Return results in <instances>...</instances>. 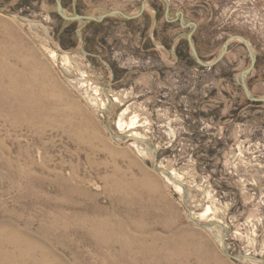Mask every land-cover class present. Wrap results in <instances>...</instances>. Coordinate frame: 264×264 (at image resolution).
<instances>
[{"label":"rangeland","instance_id":"obj_1","mask_svg":"<svg viewBox=\"0 0 264 264\" xmlns=\"http://www.w3.org/2000/svg\"><path fill=\"white\" fill-rule=\"evenodd\" d=\"M167 1V16L163 0H147L137 18L90 23L62 19L55 0H0V252L12 258L0 264H148L139 235L183 239L204 264H262L242 256L264 260V102L237 83L248 52L232 40L215 66L195 64L190 28L172 19L180 11L197 24L206 62L226 38L246 37L256 54L246 82L264 97V0ZM142 2L62 5L133 15ZM188 210L222 227L195 225Z\"/></svg>","mask_w":264,"mask_h":264},{"label":"water","instance_id":"obj_2","mask_svg":"<svg viewBox=\"0 0 264 264\" xmlns=\"http://www.w3.org/2000/svg\"><path fill=\"white\" fill-rule=\"evenodd\" d=\"M56 1V9H57V14L59 17H61L62 19L64 20H68V21H82V22H85L86 20H90V21H102L105 17L107 16H110V15H121L123 16L124 18L126 19H133V18H137L139 17L142 12L144 11L145 7H146V2L147 0H143V2L141 3V6H140V10L133 14V15H127L125 14L123 11L121 10H118V9H115V10H111L107 13H104L100 16H90V15H83V14H80V13H74L73 15H68L65 13L64 11V7L62 5V0H55ZM165 2V5H166V9H165V16H167V13H168V10H169V3L167 0H163ZM173 21L174 20H178L179 23H180V26L183 27V28H190V31L187 33V40H188V44H189V47H190V50H191V53L193 55V58L194 60L196 61L197 64L201 65V66H204V67H208V68H211L213 66H215L216 64H218L223 58L224 56L226 55L227 51H228V48H229V43L230 41L232 40H239L242 42V45L245 47V49L247 50L248 52V55H249V58H250V65L241 70L238 75H237V83L241 86V88L243 89V92L246 96V98L252 102H264V97H255L251 94L250 92V89L248 87V84L246 82V77L249 75L250 71L252 70V68L254 67L255 65V62H256V54H254V52L251 50V46H250V42L249 40L240 35V34H234V35H231L230 37L226 38L223 42V45H222V48H221V51L219 53V55L213 59L212 61L210 62H206L204 60H202L197 52V49L194 45V42H193V33L197 27V24L194 22V21H185L184 19V15L182 12H177L175 13V17L172 19ZM109 135L112 137V138H115V139H119V140H129V139H134V140H138V141H144L145 139L141 138V137H134V136H131V135H128V136H114L111 131H109ZM152 168L157 171V172H160L168 177H170L175 183H177L178 185H180L181 187L184 188V184L176 179H174L173 177H171V174H170V171L166 170V169H160L156 166V162H154V164L152 165ZM188 218L190 221H192L195 225H198V226H201V227H209L210 225H214V226H219V227H222L221 224L219 223H214V224H200L199 222H197L196 220H194V218H192L191 216V212L188 210ZM222 248L223 250L227 252L226 248H225V245H224V239H222ZM228 255L232 256L230 253H228ZM243 257H249V258H253L255 259L256 261H259L261 262L262 264H264V260L259 258V257H256L254 255H247V254H243L242 255ZM233 258H236V256H232Z\"/></svg>","mask_w":264,"mask_h":264},{"label":"bare ground","instance_id":"obj_3","mask_svg":"<svg viewBox=\"0 0 264 264\" xmlns=\"http://www.w3.org/2000/svg\"><path fill=\"white\" fill-rule=\"evenodd\" d=\"M52 58H54V54L52 55ZM8 60V59H7ZM7 62V61H6ZM41 62V61H40ZM38 63V62H37ZM23 67V66H22ZM29 67H30V64H29ZM40 67V66H39ZM33 68V67H32ZM35 68V67H34ZM31 69V68H30ZM15 70V69H14ZM36 71V70H35ZM4 73V72H3ZM15 73V72H13ZM25 74V73H24ZM26 76V75H25ZM24 77V76H23ZM22 77V78H23ZM28 77V75H27ZM25 79V78H24ZM31 80V79H30ZM26 81V80H24ZM23 81V82H24ZM19 82V81H18ZM27 82V81H26ZM25 83V82H24ZM33 84L37 85V80H34L33 81ZM16 85V84H14ZM23 85V84H22ZM26 86V85H25ZM33 86V85H32ZM38 87V85H37ZM20 90H23V86L22 88L21 87H18ZM26 89V88H25ZM38 90V89H37ZM49 90V89H48ZM47 90V91H48ZM41 91V90H40ZM20 92V91H19ZM49 92V91H48ZM23 93V92H22ZM45 93V92H44ZM4 94V93H3ZM16 94V93H15ZM24 94V93H23ZM25 96H23V104L26 105V106H31V105H34L35 103L33 101L35 100H32L34 98L30 97V94H24ZM36 98H39V96L36 94L35 96ZM50 98V96H49ZM11 99V98H10ZM41 99V98H40ZM51 99V98H50ZM49 100V99H47ZM55 102V100H53ZM52 101V102H53ZM11 102V101H10ZM38 102V101H37ZM45 104V103H44ZM43 105V104H42ZM35 106V105H34ZM46 106V105H45ZM42 107V106H41ZM18 108V107H17ZM24 108V107H23ZM25 109V108H24ZM44 109V108H42ZM19 110V109H18ZM35 110V109H34ZM30 111H32L30 109ZM29 111V112H30ZM48 112V111H47ZM46 113V112H45ZM27 114V113H26ZM30 114V113H29ZM28 114V115H29ZM42 114V113H41ZM32 115V113H31ZM46 119V118H44ZM30 122V121H29ZM119 126H121L122 124L124 125V122L121 123V120L119 122ZM132 136H135V137H139V135L135 132H132L131 133ZM88 138V137H87ZM82 140H84L82 138ZM169 171V170H168ZM121 174V173H120ZM124 174V173H123ZM170 174H171V177H173L174 179L176 180H179L178 176L173 172V171H170ZM149 176V175H148ZM152 176V175H151ZM149 176V177H151ZM148 177V178H149ZM154 177V176H153ZM166 177V180L169 182V183H172L173 180L168 177V176H165ZM154 179V178H153ZM155 180V179H154ZM124 181V180H122ZM156 181V180H155ZM148 182L147 179L144 177L143 179H137L135 178L133 183L134 184H137L138 186L140 185L141 187H143L145 185V183ZM132 183V182H131ZM118 185V184H117ZM111 186V185H110ZM176 188L180 189L179 186L176 185ZM113 189V188H112ZM122 189V187H121ZM125 190V189H124ZM137 190V189H136ZM135 191V190H133ZM129 193V192H128ZM113 194V193H112ZM133 195V194H131ZM121 196V194H120ZM129 196V195H128ZM126 198V197H125ZM121 200V199H120ZM123 201V200H122ZM121 203V202H120ZM126 203V202H125ZM128 205V204H127ZM113 209V208H112ZM193 216L192 218H196V215H194L192 213ZM154 217V216H153ZM133 218V217H132ZM139 219V218H138ZM104 223V221H103ZM138 223V222H137ZM110 225V224H109ZM148 226V225H147ZM152 227V226H151ZM112 228V227H111ZM110 228V230H111ZM117 228V226L115 227ZM140 228V226L138 227ZM137 230V229H136ZM139 231V230H138ZM5 233V232H4ZM10 233V232H9ZM109 233V232H108ZM190 233V232H189ZM116 234V233H115ZM91 237V236H90ZM117 238V237H116ZM110 240V239H109ZM114 240V239H113ZM118 240V239H117ZM9 241V240H8ZM121 241V240H120ZM11 242V241H10ZM13 242V241H12ZM111 243V242H110ZM220 243H221V239H220ZM4 244V243H3ZM8 244V243H7ZM11 244V243H10ZM22 244V243H21ZM135 244L136 246L135 247H138L139 249L143 250L147 255H148V264H153L154 262H157L158 264H162V263H165V264H177V258L178 257H182L181 255L184 256L185 260L183 259V261H188L191 257L196 259V264H204V260L202 258V256H198L197 255V252L196 250L192 249V248H189V246L187 245V243L183 240V239H174V238H160L158 236H153V238H148L146 235H139L138 239L135 241ZM134 244V245H135ZM20 246V245H19ZM24 245H22L23 247ZM131 246V245H130ZM13 247V246H12ZM16 247V246H15ZM32 247V246H31ZM133 247V246H132ZM21 248V247H20ZM18 249V248H17ZM26 249V248H25ZM25 249L22 248L23 250V257L26 256V254L28 253V251H26ZM28 249V248H27ZM121 252V251H120ZM127 252V251H126ZM10 253H5V252H0V262L4 263L6 261H9L11 262L12 261V258L11 256L9 255ZM128 254V253H127ZM121 255V254H120ZM131 255V253H130ZM153 255V257H152ZM118 257V256H117ZM137 257V256H136ZM111 258V257H110ZM43 259V258H42ZM123 259V258H122ZM18 260V259H16ZM22 260V259H21ZM110 260V259H108ZM113 260H116V256L115 258H113ZM111 260V261H113ZM118 260V259H117ZM126 260V259H125ZM32 261V260H31ZM57 261V260H56ZM120 261V260H119ZM20 262V260H19ZM55 262V261H54ZM59 262V261H58ZM114 262V261H113ZM125 262V261H124ZM28 263V262H27ZM110 263V262H109ZM216 263H218V261H216ZM46 264V263H45ZM112 264V263H111ZM116 264V263H115ZM132 264V263H131ZM141 264V263H140ZM146 264V263H145Z\"/></svg>","mask_w":264,"mask_h":264},{"label":"trees","instance_id":"obj_4","mask_svg":"<svg viewBox=\"0 0 264 264\" xmlns=\"http://www.w3.org/2000/svg\"><path fill=\"white\" fill-rule=\"evenodd\" d=\"M63 5H64V3H63ZM90 23H94V22L93 21H90ZM58 40L60 41V43L63 44V39L61 37H59ZM75 40H76V38H75ZM71 41H72L71 45H75V41L73 40V38H69V41L68 42H71ZM193 42L195 43V39L194 38H193ZM195 64H196V62H195ZM257 104H260V103H257Z\"/></svg>","mask_w":264,"mask_h":264}]
</instances>
